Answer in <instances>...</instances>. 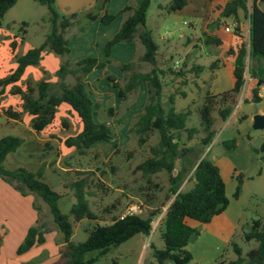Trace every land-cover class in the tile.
Segmentation results:
<instances>
[{
	"label": "trees",
	"instance_id": "16d2710c",
	"mask_svg": "<svg viewBox=\"0 0 264 264\" xmlns=\"http://www.w3.org/2000/svg\"><path fill=\"white\" fill-rule=\"evenodd\" d=\"M19 0H0V28L5 14ZM40 5L46 6L48 14L46 17L50 25L49 32L45 35L42 44L38 47L29 48L24 54H14L16 68L4 79L0 80V95L4 93L5 87L11 85L10 93L20 100L21 111L8 108L4 113L10 119L21 120L24 113L31 116L30 126L33 131L40 134L48 129L54 122L59 107L66 104L79 120L81 130L75 135L64 139L50 134V139H57L65 148L74 149L80 157L88 156L94 144L99 141L109 142L113 139L112 128L104 123L96 121L95 117L101 109L100 102L92 99L94 94V83H88L85 78L94 70H103L112 63V49L119 43H130L135 39L143 45L144 53L137 61L147 63L151 69L147 72L136 70V62L119 63L118 67L123 73L120 79L116 75L105 71L106 80L117 90L121 101H127L135 93L141 84H146L147 99L141 111L137 114L135 121L130 126L128 133L136 136L138 146H144L151 137L156 134L157 143L150 146V156L138 164L136 172H140L145 180L143 196L145 202L151 204L155 201V194L161 191V186L154 181V176L165 172L168 175L169 187L166 193V201H171L162 218L160 230L163 247L158 248L150 244L152 258L156 264H189L193 255L187 250L189 241L199 235L196 227L190 221L198 223H209L211 220L223 213L228 205L229 199L226 195V184L221 176L220 168L207 156H202L203 149L208 147L216 136L217 114L222 121H227L233 112L237 97L245 85V74L248 71L255 81L252 89L251 101L258 103V83H264V69L254 68L253 60L264 59V0H208L214 3V12L217 13L216 27L225 25L226 21L232 20L233 32L242 37L239 11H242L249 19L250 33L248 42L242 41L236 49L231 48L227 54L234 57L233 61V84L229 90L214 94L207 90L203 96L202 104L197 108L200 120L199 127H188L187 121L193 113L191 105L177 110L175 97L186 96L185 91L176 90L168 97V108L164 107L163 90L164 78L168 72L175 78L185 77L191 72L195 77L204 71L205 67L194 65L190 70L178 71L168 67L164 69L159 65L161 53L158 44L147 27V12L151 0H141L140 4L133 6L128 4L118 13L105 11L102 16L94 11L84 14L88 21H99L103 25L111 24L119 15H124L119 30L104 45L105 60L99 61L96 57H84L76 62L65 61L60 64L54 73L56 81L41 79L38 82L31 80L25 84L18 85L28 67L38 66L43 58L44 52L67 56L70 53L69 41L66 32L78 21L81 13L69 15L61 14L56 7V0H34ZM109 0H97V10H103ZM188 4V0H169L166 6L168 13L181 11ZM222 21V23H221ZM28 26L23 22L20 30L22 37L20 41L13 43L15 50L19 43L24 41L27 33L23 27ZM82 27L80 32L85 31ZM206 44L220 46L222 40L217 35L204 34ZM220 60H215L209 69L214 70L219 66ZM185 66V64L183 65ZM72 82H68V79ZM182 84H186L184 81ZM108 113L113 115V109ZM61 127L69 129L70 124L66 118L61 120ZM203 133L200 140V148L186 146L196 134ZM186 136V141L183 136ZM24 139L19 136L8 135L0 139V178L11 184L22 196L34 194L48 206L49 214L63 237L64 246L60 250L61 258L56 264H94L100 258L106 256L112 249L118 248L136 235L150 236L153 231L152 221L158 216L159 211H151L146 217L141 214H125L113 217L110 223H99V216L91 209L88 200L89 178L81 177L70 183L69 188L73 191L75 202L71 205L69 212L61 210L59 201L62 195L57 192L44 178L46 164L36 171H30L24 167L8 169L4 163L10 153H15L23 144ZM46 149H53L50 141ZM226 149H235V139L223 142ZM264 150V144L261 147ZM46 151V150H45ZM120 151V146L114 145V153ZM185 155L179 158L180 152ZM131 157L132 152H129ZM44 159V155L38 158ZM179 168L177 172V162ZM188 178L192 182L190 189L181 191V185ZM241 191L239 181L234 197L238 198ZM37 211L35 224L29 227L22 243L17 248V254L22 255L33 247L45 243V235L49 232L46 221L43 220L41 208L34 204ZM88 220L94 225L86 230L87 237L84 241L74 242V222ZM246 242L255 241L256 245L244 254L243 249L237 243H232V249L236 259L226 261L221 259L218 264H264V218L252 222L249 231H245Z\"/></svg>",
	"mask_w": 264,
	"mask_h": 264
},
{
	"label": "rangeland",
	"instance_id": "374dc122",
	"mask_svg": "<svg viewBox=\"0 0 264 264\" xmlns=\"http://www.w3.org/2000/svg\"><path fill=\"white\" fill-rule=\"evenodd\" d=\"M166 3H169V0H151L147 12V27L152 31L154 40L160 44L159 65L164 69L175 68V71H178L184 64L188 66L191 63L203 65L208 67L205 74L208 76L209 82L198 91L195 85L191 88L187 84H175L173 74L168 72L164 78V107L168 108V97L171 93L176 92V90L184 91L189 87L188 92L190 90L193 92L196 103L191 105L192 101H189L193 113L188 119L187 125L188 127H199L200 120L196 110L202 104L207 89L210 90L211 81L214 82V79L209 77L211 74L209 65L216 58L220 59L221 62L229 60L230 57L226 53L229 44L235 48L238 44L232 45L227 40L228 37L226 44L224 43L221 47L214 45L206 47L202 41H198L197 38L202 35L199 30H202L204 24H212L211 22L215 17L212 7L207 3L201 6L203 4L201 0H188L185 10L181 11L178 18L163 19L158 17L159 8L166 11ZM47 14V7L34 0H19L5 14L2 20L3 26L0 29V80L14 70L16 65L15 53L22 55L29 48L38 47L42 44L43 35H46L50 30V25L46 20ZM23 22L28 23V26L23 27L27 33L24 36V41L19 43L14 50L13 43L20 41L22 37L20 27ZM189 23L198 31L190 37L194 39L193 41L186 42V37H181V35H190ZM80 25L69 29L66 33V38L72 44L73 37L77 35L76 32L81 27ZM212 26L215 27V25ZM212 26H209V31H214ZM224 30L227 33L231 32L225 25ZM49 53L44 52L42 60H47ZM186 53L190 55L187 54L186 56ZM51 54L60 64L71 59V57L68 58L69 54L67 56ZM121 56L124 54L121 53ZM133 61L136 62V70L138 71H148L151 67L147 63L137 61V59ZM118 64L112 59V63L109 64V72L117 77L121 75L120 79H122L123 73ZM252 65L254 68L264 69V59L253 60ZM53 77L54 73L47 71L40 62L38 66L27 69L18 85L23 86L27 80L38 82L41 79H48L51 81ZM68 82L71 83L72 79L69 78ZM225 83L226 81L223 80V87ZM102 88V90L96 88L92 95V99L101 104V109L95 119L97 122L112 128L113 139L109 142H97L93 145L90 154L85 157H80L74 151H68L63 146L66 154L61 156L58 166L50 167L47 179L50 185L62 195L59 201L61 210L68 213L71 205L75 202L73 191L69 188L70 183L78 178L88 177V192L90 193L88 200L91 209L99 216L98 222L101 224L110 223L113 217L128 214L132 207L142 210L141 215L144 217L151 211H159L158 216L152 221L153 231L150 236L136 235L94 263L156 264L152 258L150 244H154L158 248L163 247L160 235L161 222L171 202L166 201V193L169 187L168 175L161 172L153 177L162 189L155 194V201L149 204L145 202L143 196L145 180L140 172L135 171V168L150 156V146L157 143L158 137L154 134L147 144L140 147L137 144L136 136L125 132L127 125L133 124L137 114L142 109L139 90L133 93L127 101H121L116 94L110 93L112 92L110 88ZM10 90L11 85L6 86L4 93L0 95V139L4 136L14 135L23 138L24 142L6 160L5 167L14 168V164L10 165L11 156L19 159V167L32 165L34 161L39 162L38 158L41 155L49 160L58 158L60 154L57 149L59 143L50 140L53 149L47 150L45 144L48 141L46 143L42 141L44 138H49V133H44L45 136L38 133L30 135L28 132L29 124L25 121L24 115H22L21 120L17 121L18 127H14L12 119L5 115L4 112L8 108L21 111L18 105L19 98L12 95ZM211 92L216 94L214 91ZM246 94L247 90L243 88L226 123L220 120L217 111L213 112V116L216 118V136L212 143L203 149L202 154V156L207 155L220 168L221 176L226 184V195L229 199L228 212L223 214L229 219L235 217V221L237 220L234 225L235 228L229 226L227 222H224L225 226L197 222L196 228L199 235L194 236L186 247L193 255V260L189 264H218L222 258L227 262L234 260L237 256L232 249L233 242L242 247L244 254L256 245L255 241L246 242L243 234L245 231H249L254 220L264 218V150L261 149L264 144V125L258 126L255 121L257 115L264 117V99L258 103L246 101ZM252 96L250 94V99ZM137 102L139 105H135ZM178 107L181 108L180 105ZM109 108L113 109V115L108 113ZM59 114L60 118L57 119L60 126L59 133L62 136L63 134L66 135L67 132L75 134L80 124L78 118L68 111L61 110ZM63 118L68 120L69 129L61 127ZM202 137L203 133L196 134L191 141L186 142V146L200 148L199 144ZM231 139H235L236 147L235 149H226L223 142ZM183 140L186 141L185 135ZM115 144L120 146L118 153H114ZM55 147L56 149H54ZM129 152H132L131 157ZM19 155L21 158H18ZM184 155L185 153L180 158ZM178 168L179 159L175 172ZM239 181H241V191L239 197L236 198L234 193ZM191 186L192 182L186 178L180 190L190 189ZM34 204L41 208L43 220L46 221L49 229L48 233L52 232V235L48 236L46 245L35 247L26 254L18 255L17 248L24 239L23 229L25 228H23V224L25 225L26 222V225L32 226L37 219V211L33 209ZM220 220L222 219L220 218ZM231 221L234 222V220ZM73 225L72 240L81 242L86 239V230L92 227L94 222L82 220L74 222ZM62 242V235L58 233L52 221L47 204L34 194H29L27 197L21 196L11 184L0 178V264H56L60 260L61 254L60 251H55V247Z\"/></svg>",
	"mask_w": 264,
	"mask_h": 264
},
{
	"label": "crops",
	"instance_id": "0c3cea01",
	"mask_svg": "<svg viewBox=\"0 0 264 264\" xmlns=\"http://www.w3.org/2000/svg\"><path fill=\"white\" fill-rule=\"evenodd\" d=\"M201 1L203 2V4H201V6H203L204 4L207 3L208 5H210L212 7V11H213V14L215 15V17L213 18V20L211 22L212 24H209V25L208 24H204V26H202V28H201L202 30H199L202 35H200V37L197 38L198 41H202L203 45H205L206 47L211 46L210 44H206L205 43L206 37H205L204 34L207 33V34L217 35V36L220 37V39L222 40V44L220 46H218V47H221L222 45H224V43L226 44L227 40L230 43H232V45L233 44H238L239 45L242 41L248 42L249 33H250V23H249L248 17H246L245 14L242 11H239V13H238L239 18H240L241 31H242V33H241L242 37L240 38L237 35H235L234 32H233L234 25H233L231 19H228L226 21V23L229 26L228 29H230V31H231L229 33H227L224 30V25L223 24L219 25V27H216V26L213 27L212 25H214V22L217 21V13L214 12L215 4L211 3L208 0H201ZM96 2H97V0H56V3H55L56 7H57L58 11L61 14L69 15V14H72V13H81V15L79 17V21L73 27L70 28V29H72V28H74V27H76V26H78V25H80L82 23L80 25L81 27L79 28L78 32H76L77 35L75 34L76 36L74 35L75 37H73V41H72L73 44L71 43V41L69 42L70 53H69L68 58L71 57V59H70L71 62H76V61H78V60H80V59H82L84 57H88V56L96 57L99 61L105 60L104 45L114 34L117 33V31L119 30V28H120V26H121V24H122V22L124 21V18H125L124 15H119L111 24L103 25L99 21V19H97L95 21H88L84 17V14L86 12L94 11V12L98 13L99 16H102L105 11H108L109 13H118L123 7H125L128 4H132L133 6L139 5L141 0H109L108 3L105 5L103 10L95 9ZM167 4L168 3H166L165 5L167 6ZM186 6H185V8H186ZM185 8L182 9L181 11L185 10ZM262 8H264V6H262ZM159 9H160V12L158 14V17L160 16L163 19H165V18L169 19L170 17L178 18L180 16V13H181V11H178V12H175V13H168L167 11H165V10H163L161 8H159ZM221 23H222V21H221ZM188 25H190V29H191L190 35H183V36L181 35V37L185 36L186 37V42H191L194 39H192L190 37L194 36L195 33L198 31V29H196L194 27H191L190 23ZM209 26H212L214 28V31H209ZM82 27L86 28L84 32H80ZM43 36L45 37V34ZM226 38H227V40H226ZM135 45H137V46H135ZM130 47H133V48L131 49ZM135 47L136 48L138 47V50H136ZM231 48L236 49L235 47L230 46V44H229V46L227 48V52ZM160 51H161V49H160ZM121 53L124 54V56H121ZM143 53H144L143 45L138 41V39H135L133 42H130V43H119V44L115 45L113 47V49H112L111 58L115 62H118V63H128V62H131V61L137 59ZM187 54H189V53H186V56H187ZM227 56H229L230 58H229V60H225L224 62H221L220 59H217V58L215 59V60H220V63H219V66L217 68H215L214 70H211V74H210L209 77H212L214 79V82L211 81L212 82V84H211L212 86H211V88L209 87L210 90L207 89L210 92L214 91L216 94L224 92L226 90H229L231 88L232 84H233L232 73H233L234 57L230 56L228 54H227ZM43 57H44V54H43ZM124 58H127V59H124ZM121 60H125V61H121ZM41 63L45 67V69L47 71H50L52 73H55L56 70L60 66V63L57 62V60H55V57L51 53L48 54L47 60L44 61V59H43L41 61ZM194 65H200V64L191 63L190 66L185 64V66H182V67H183V70L186 71V70H190ZM201 66H203V65H201ZM32 67H34V66L28 67L27 69L32 68ZM209 67H210V65H209ZM15 68H16V65H15ZM109 68H110V65H108L103 70H94L92 73H90L85 78V81L90 83V84L94 83L95 88H98L99 90H102L103 89L102 87H104L105 89L110 88L111 91H112L110 93L111 94H116L118 96L117 90L114 89L111 86V84L106 80L105 71L106 70L109 71L110 70ZM207 68L208 67H205L204 71L199 75V77H195L191 72H188L185 77L175 78L174 79V83L175 84H180V83H183L185 81L188 86H190L192 88L195 85V88L198 91H200L202 89V87L207 85V83L209 82V80H208L209 78L205 74ZM150 69H151V67H150ZM142 72H147V71H142ZM118 78H121V75H119ZM56 80L57 79L54 76L51 81H56ZM223 80L226 81L224 87H223ZM254 81L255 80L250 77V75H249V73L247 71L246 74H245V85L243 87V88H245V90H247L246 101H251V99H252V97L250 99V94H252V89H253V87L255 85ZM96 83H97V86H96ZM188 88L184 89V91L186 92V96L185 97H181L180 95H176V97H175V107H176L177 110H181V109L186 108V106L189 105V101H193V100L195 101V97L192 94L193 92L190 90V92H191V94H190V92H188ZM138 90H139V100H140L141 105L143 107L145 105L146 99H147V87H146V84H144V83L141 84ZM162 100L164 102V92H163ZM18 105H19V108H20V102H19ZM135 105H139L138 102ZM179 105L181 106V108L178 107ZM102 107L104 108L103 105H102ZM131 109H132V107H131ZM61 110L70 112V108H69L68 105H66V104L61 105L59 107V110L57 112V115H56V118H55L53 124L48 129H46L45 131L41 132L40 133L41 135L45 136L44 133H49V135L53 134V135H55L58 138L64 139V138H66L68 136L75 135L78 132H80L81 125L79 124V129H78V131L75 134L67 132L66 135L63 134V136H62L59 133L60 126H59V122H58L57 119L60 118V116H59L60 114L59 113H60ZM70 113H72V112H70ZM23 115H24L25 121H27L28 124H29V127H28L29 128V130H28L29 134L30 135L31 134H33V135L35 134L36 135L37 133L35 131H33L31 126H30L31 116L29 114H26V113L23 114ZM17 121L18 120L12 119V123L14 124L13 125L14 127H18ZM227 121H225V123ZM129 128H130V125H127V127L125 128V132L126 133L128 132ZM50 140H52V142L53 141H57L59 143V145L57 147V149L59 150V153H60L58 155V158H55L53 160H49V159L44 158V159H42L39 162H35L34 161L32 163V165H26V167L24 166V168H26V169H28L30 171L36 172L42 166V164H46L45 170H44V178H45V181H47V182H48L47 176L49 174L48 172L50 170V167H52V168L54 167L55 168L56 165L58 166L59 163H60L61 156L62 155L65 156V154H66L65 148L63 147V145L57 139H50V137L42 139V141H44L45 143L47 141H50ZM54 149H56V147ZM68 151H74V149H68ZM11 154L12 153H10L7 156V159L10 158ZM19 157L21 158V155H19L18 158ZM11 159H12V162H11L10 165L14 164V168H11V169L18 168L19 164H20L19 163V159L15 158V156H11ZM27 196H23V197H27ZM225 212H228V207L223 213H225ZM223 213L215 216L211 220V222H209V223L210 224L214 223L216 225L219 224L221 226H225L224 222H227L229 224V226H233L235 228L234 225L237 222V220L235 221V217H231V219H229ZM220 218L222 220H220ZM237 218H239V215H237ZM231 220H234V222L231 221ZM196 223L197 222H195V221H190V224L193 227H196V225H197ZM29 227H31V225H26V222H25V225L23 224V228H25V229H23V236L24 237H25ZM49 235L51 236L52 232L51 233H47L45 235V238H46L45 243L42 244V245H38V246L46 245V243L48 242V236ZM62 239H63V237H62ZM38 246H35V247H38ZM63 246H64L63 242L60 245H56L55 251L59 252L63 248ZM35 247H33L29 251H32ZM28 252H26V253H28ZM26 253H24V254H26ZM51 256H52V254L50 255V257Z\"/></svg>",
	"mask_w": 264,
	"mask_h": 264
},
{
	"label": "built area",
	"instance_id": "2783aa9c",
	"mask_svg": "<svg viewBox=\"0 0 264 264\" xmlns=\"http://www.w3.org/2000/svg\"><path fill=\"white\" fill-rule=\"evenodd\" d=\"M258 90H257V97L260 99V100H263L264 99V83L258 85ZM142 210H140L139 208L137 207H132L128 214H141Z\"/></svg>",
	"mask_w": 264,
	"mask_h": 264
},
{
	"label": "water",
	"instance_id": "95a60500",
	"mask_svg": "<svg viewBox=\"0 0 264 264\" xmlns=\"http://www.w3.org/2000/svg\"><path fill=\"white\" fill-rule=\"evenodd\" d=\"M260 84H261V83H258V85H260ZM255 121H256V124H257L258 126H262V125H264V117H263L262 115H257V116L255 117ZM182 154H184L183 151L180 152V154H179V158L181 157Z\"/></svg>",
	"mask_w": 264,
	"mask_h": 264
}]
</instances>
